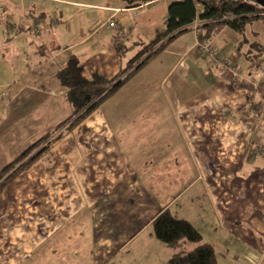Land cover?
I'll return each mask as SVG.
<instances>
[{
  "label": "crops",
  "instance_id": "obj_1",
  "mask_svg": "<svg viewBox=\"0 0 264 264\" xmlns=\"http://www.w3.org/2000/svg\"><path fill=\"white\" fill-rule=\"evenodd\" d=\"M174 1L0 0V64L15 74L0 86V127L18 121L9 127L23 130L3 164L73 115L60 72L116 77L165 30ZM194 25L145 65L147 82H137L140 69L4 190L0 264H122L140 248L162 253L152 221L165 209L214 249L264 264L261 60L221 27L210 41L232 67L225 72L196 49Z\"/></svg>",
  "mask_w": 264,
  "mask_h": 264
},
{
  "label": "trees",
  "instance_id": "obj_2",
  "mask_svg": "<svg viewBox=\"0 0 264 264\" xmlns=\"http://www.w3.org/2000/svg\"><path fill=\"white\" fill-rule=\"evenodd\" d=\"M123 1L130 7H140L156 0ZM258 11L255 6L241 1L176 0L169 6L165 30L158 33L156 39L130 61L126 69L116 77L107 79L95 74L91 81H81L76 79L73 74L60 72L61 81L69 89V99L74 105V113L61 123L53 133L43 137L18 159L0 170V196L22 172L30 169L43 151L59 141L66 131H71L77 127L155 55L165 50L176 38L192 30L196 22L201 30L200 40H210L216 29L226 27L242 38L241 45H247L249 59L257 61L258 57H264L263 42L260 43V40L259 42H251L246 36L247 27L252 26L261 18L255 15ZM221 59L223 60V58ZM97 88L101 92L100 96L96 98L94 89ZM45 144L47 145L42 147ZM34 153L36 154L34 155ZM152 230L158 241L175 251L169 260V264H218L214 248L203 241L199 231L190 222L177 217L168 209L161 211L153 219ZM186 243H193L196 246L192 250L185 251L183 247Z\"/></svg>",
  "mask_w": 264,
  "mask_h": 264
},
{
  "label": "rangeland",
  "instance_id": "obj_3",
  "mask_svg": "<svg viewBox=\"0 0 264 264\" xmlns=\"http://www.w3.org/2000/svg\"><path fill=\"white\" fill-rule=\"evenodd\" d=\"M255 15L260 16L261 18L255 22L252 26H248L247 27V32H246V36L247 38L253 42V41H257L260 43H262L264 45V12H256ZM142 16V15H141ZM11 33V32H10ZM13 33V32H12ZM11 33V34H12ZM134 34H136V32H134ZM256 37V38H254ZM143 39L145 38V40H148V33L147 31L143 32V34L141 33V35H139V39ZM258 39V40H257ZM144 40V39H143ZM144 40V44L142 45L141 41H137V46H138V51L141 50V48H143V46L148 42H146ZM149 44V43H148ZM247 46V45H246ZM248 49V48H247ZM1 60V58H0ZM129 60V59H128ZM257 60H262L264 62V57H258ZM143 69V71H142ZM147 66H144L141 68V77L138 78V81H142V82H147ZM15 74H8L6 72H4V67L0 64V86H3L4 84V80L7 82L8 79L10 78L11 80H13ZM96 92V98L100 96V90L96 91V89H94V93ZM10 122V121H9ZM7 123V126H3L2 128L0 127V153H1V157H0V166L4 163L5 158L9 159L7 150L12 148V151H19L20 147H18V145L16 144V141H19L18 144H22V142L20 141V137L21 134L23 132V130H20V127H18L17 129H11V127H9V124L11 123ZM17 122L11 123V124H17ZM10 124V125H11ZM31 130H33V126L31 125L29 130H27V132H30ZM13 134H16L17 137H14ZM25 138V137H23ZM16 140V141H15ZM23 149V148H21ZM18 152H16L15 154H17ZM36 153H34L35 155ZM41 162V160H40ZM6 164V163H4ZM3 164V165H4ZM2 165V166H3ZM35 163L32 165L34 166ZM5 166V165H4ZM36 166V165H35ZM3 168V167H1ZM0 168V169H1ZM11 193V192H10ZM163 247L165 246L166 250L164 252H160L158 250L154 251H147V249L142 250V248L138 249V251L125 255V259L126 261L122 264H169V260L170 258H166L169 254L168 251V247L164 244H162ZM196 244L193 243H186V246H184V250L185 251H189L192 250L193 248H195ZM171 249V248H169ZM172 250V249H171ZM216 256H217V262L218 264H243L244 260H245V255H248L247 251H233L232 249H228V250H223V249H214ZM147 251V252H146ZM173 252H175L173 250ZM174 254V253H173ZM172 254V255H173ZM236 255V258H234L233 256ZM241 256L240 259H238ZM149 259V260H147ZM252 263L254 262V258H252ZM249 260L247 261L246 259V264H252Z\"/></svg>",
  "mask_w": 264,
  "mask_h": 264
},
{
  "label": "built area",
  "instance_id": "obj_4",
  "mask_svg": "<svg viewBox=\"0 0 264 264\" xmlns=\"http://www.w3.org/2000/svg\"><path fill=\"white\" fill-rule=\"evenodd\" d=\"M227 1H241L244 3H248V4L255 6L257 10H259L260 12H264V7L259 5L256 0H227ZM106 26L110 28H115L116 23L114 21H109L106 23ZM194 27H195V31L198 37H200L201 30L198 28L199 27L198 24L196 23ZM196 49L206 59L212 61L216 65L221 66L225 72L231 71L232 67L230 66V64L221 59V55L219 54L218 50L213 46L210 40L203 41L198 38ZM259 70H260L261 75L264 77V62L263 61L259 63Z\"/></svg>",
  "mask_w": 264,
  "mask_h": 264
},
{
  "label": "water",
  "instance_id": "obj_5",
  "mask_svg": "<svg viewBox=\"0 0 264 264\" xmlns=\"http://www.w3.org/2000/svg\"><path fill=\"white\" fill-rule=\"evenodd\" d=\"M256 1H257V3L259 5H261L262 7H264V0H256Z\"/></svg>",
  "mask_w": 264,
  "mask_h": 264
}]
</instances>
